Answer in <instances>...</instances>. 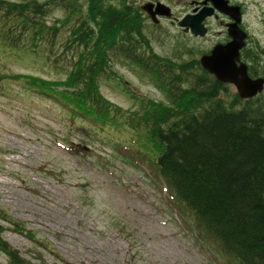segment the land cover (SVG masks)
<instances>
[{
  "label": "trees",
  "instance_id": "obj_1",
  "mask_svg": "<svg viewBox=\"0 0 264 264\" xmlns=\"http://www.w3.org/2000/svg\"><path fill=\"white\" fill-rule=\"evenodd\" d=\"M51 9L62 17L51 21ZM124 14L98 0H0V48L17 55L40 51L56 67L53 49L66 31L61 56H71L64 65L70 68L53 67L65 78L37 79L36 92L100 130L136 137L138 143L121 147L131 162H146L144 149L151 148L149 171L204 240L230 264H264V92L226 100L220 94H228L226 86L196 61H183L178 45L170 57L155 54L139 21ZM114 59L148 77L164 100L133 98L138 108L132 111L110 103L98 83L104 78L119 85ZM0 221L8 222L1 210ZM2 231L0 225V252L11 264H27Z\"/></svg>",
  "mask_w": 264,
  "mask_h": 264
},
{
  "label": "rangeland",
  "instance_id": "obj_2",
  "mask_svg": "<svg viewBox=\"0 0 264 264\" xmlns=\"http://www.w3.org/2000/svg\"><path fill=\"white\" fill-rule=\"evenodd\" d=\"M51 10V21L62 17ZM150 32L141 30L152 51L170 57L179 33ZM66 36L63 30L53 49L56 67L40 51L17 55L0 48V210L8 220L0 221L2 240L27 264H230L149 171L151 148L144 149L146 162H131L121 147L138 143L136 137L100 130L36 92L37 79L65 78ZM111 69L119 85L104 78L98 85L115 106L132 111L138 108L133 98L164 100L126 61L114 59ZM226 89L228 96L220 94L229 100L236 91ZM0 264H11L2 252Z\"/></svg>",
  "mask_w": 264,
  "mask_h": 264
},
{
  "label": "flooded vegetation",
  "instance_id": "obj_3",
  "mask_svg": "<svg viewBox=\"0 0 264 264\" xmlns=\"http://www.w3.org/2000/svg\"><path fill=\"white\" fill-rule=\"evenodd\" d=\"M98 1L125 13V18H136L144 32L151 34L150 31L164 29L163 35L167 38H173L168 36L169 31L179 33L181 39L175 47L179 46L183 61H196L203 71L202 59L211 57L216 51L226 52L229 46L235 51L239 43H234L232 36L236 34L241 46L237 59L236 56L232 58L235 69L245 67L251 80H264V0ZM259 8L263 12L252 13ZM221 62L225 61L221 59Z\"/></svg>",
  "mask_w": 264,
  "mask_h": 264
},
{
  "label": "water",
  "instance_id": "obj_4",
  "mask_svg": "<svg viewBox=\"0 0 264 264\" xmlns=\"http://www.w3.org/2000/svg\"><path fill=\"white\" fill-rule=\"evenodd\" d=\"M232 37L234 38V43H239L234 52L232 51V46H229L226 48V52L219 53L220 51H216L211 57L202 59L201 64L205 71L215 76L219 82L233 84L240 99H251L262 92L264 80L249 79L245 67L235 69V63L232 58L236 56L237 59V51L241 46V39L236 34ZM223 58L226 59L224 60ZM221 59L225 62H221ZM231 66L234 69H231Z\"/></svg>",
  "mask_w": 264,
  "mask_h": 264
},
{
  "label": "bare ground",
  "instance_id": "obj_5",
  "mask_svg": "<svg viewBox=\"0 0 264 264\" xmlns=\"http://www.w3.org/2000/svg\"><path fill=\"white\" fill-rule=\"evenodd\" d=\"M111 1H112V0H111ZM111 1H110V2H111ZM134 17H135V15H134Z\"/></svg>",
  "mask_w": 264,
  "mask_h": 264
}]
</instances>
